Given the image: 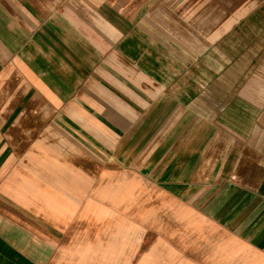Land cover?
I'll return each mask as SVG.
<instances>
[{"label": "crops", "instance_id": "1", "mask_svg": "<svg viewBox=\"0 0 264 264\" xmlns=\"http://www.w3.org/2000/svg\"><path fill=\"white\" fill-rule=\"evenodd\" d=\"M0 264H264V0H0Z\"/></svg>", "mask_w": 264, "mask_h": 264}]
</instances>
